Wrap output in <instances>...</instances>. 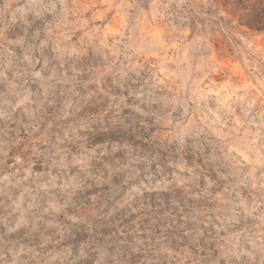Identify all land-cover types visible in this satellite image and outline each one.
Returning <instances> with one entry per match:
<instances>
[{"label":"rangeland","instance_id":"obj_1","mask_svg":"<svg viewBox=\"0 0 264 264\" xmlns=\"http://www.w3.org/2000/svg\"><path fill=\"white\" fill-rule=\"evenodd\" d=\"M14 260L264 264V0H36L0 17Z\"/></svg>","mask_w":264,"mask_h":264},{"label":"clouds","instance_id":"obj_2","mask_svg":"<svg viewBox=\"0 0 264 264\" xmlns=\"http://www.w3.org/2000/svg\"><path fill=\"white\" fill-rule=\"evenodd\" d=\"M36 0H27V2L23 5L19 3V0H4L2 6H0V17L6 16L10 22H15L17 18H24L28 11L31 10L33 6H35ZM55 5H53L54 7ZM107 59V57H105ZM113 64L108 65L109 71L113 70ZM65 136H67V133H65ZM136 175H139V172L136 173ZM135 177L130 176L128 179H134ZM137 191V189L131 187V190L129 193ZM19 255V254H17ZM13 264H17V262L14 260Z\"/></svg>","mask_w":264,"mask_h":264}]
</instances>
